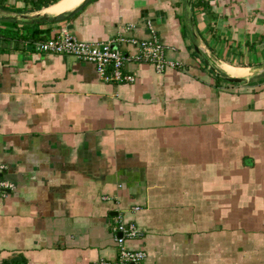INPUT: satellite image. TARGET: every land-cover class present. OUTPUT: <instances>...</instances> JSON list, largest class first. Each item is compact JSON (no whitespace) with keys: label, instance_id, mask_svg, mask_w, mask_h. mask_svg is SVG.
<instances>
[{"label":"crops","instance_id":"0c3cea01","mask_svg":"<svg viewBox=\"0 0 264 264\" xmlns=\"http://www.w3.org/2000/svg\"><path fill=\"white\" fill-rule=\"evenodd\" d=\"M34 1L0 0V264L114 261L117 215L141 264H264V0H91L59 22L38 14L82 0ZM147 22L179 66L128 63L132 83L33 46Z\"/></svg>","mask_w":264,"mask_h":264},{"label":"built area","instance_id":"2783aa9c","mask_svg":"<svg viewBox=\"0 0 264 264\" xmlns=\"http://www.w3.org/2000/svg\"><path fill=\"white\" fill-rule=\"evenodd\" d=\"M147 27L151 33L150 38L118 36L107 41L81 40L68 30L61 29L53 38L35 40L33 46L37 52L65 54L78 60L91 62L103 82L132 83L135 77L124 71L128 63H148L158 73L179 66L178 62L167 58L166 47L155 36L150 22H147ZM120 43H127L134 51H123L118 46ZM7 187H10L8 181L0 179V189ZM112 229L115 233L117 258L114 261H101L99 264H141L146 256L145 252L130 249L126 245L128 240L137 239L142 234L136 224L125 221L117 215Z\"/></svg>","mask_w":264,"mask_h":264},{"label":"water","instance_id":"95a60500","mask_svg":"<svg viewBox=\"0 0 264 264\" xmlns=\"http://www.w3.org/2000/svg\"><path fill=\"white\" fill-rule=\"evenodd\" d=\"M91 0H82L77 6H75L74 8H72L71 10H68V11H63L61 13H58L56 15H53L51 17H49V15L47 13H40L38 14L40 17H42L44 20L46 21H50V22H59V21H63L64 19L74 15L75 13L81 11ZM159 16H161V12L159 13ZM156 21H158V16L155 18ZM204 62L205 64L207 65H210V69L212 71H214L215 73L219 74V71H216V69L218 68V65L217 63L212 60L211 58L209 57H205L204 58ZM224 73V72H223ZM224 75L226 76V80L228 82H241L243 81L244 79L241 78V77H236V76H231L227 73H224Z\"/></svg>","mask_w":264,"mask_h":264},{"label":"trees","instance_id":"16d2710c","mask_svg":"<svg viewBox=\"0 0 264 264\" xmlns=\"http://www.w3.org/2000/svg\"><path fill=\"white\" fill-rule=\"evenodd\" d=\"M49 3H51V2H48V1H44V0H36V1H34V2H32V7H33V9H35V10H37V9H40L41 7V5H38V4H42V5H44V6H46V5H49ZM16 32V30H12V29H6V30H0V35L2 34V35H9V34H14ZM40 32H39V30H35V31H33L32 33H31V40H34V39H36L37 37V35L39 34ZM36 37V38H35Z\"/></svg>","mask_w":264,"mask_h":264},{"label":"bare ground","instance_id":"6f19581e","mask_svg":"<svg viewBox=\"0 0 264 264\" xmlns=\"http://www.w3.org/2000/svg\"><path fill=\"white\" fill-rule=\"evenodd\" d=\"M78 0H62L59 3H57L56 5H54L51 9L52 10H57L60 8H65L68 6V4H73ZM65 11V10H64ZM62 12V11H61ZM59 13V12H58ZM227 71V70H226Z\"/></svg>","mask_w":264,"mask_h":264}]
</instances>
